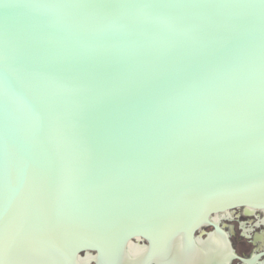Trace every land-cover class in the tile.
<instances>
[{"label": "water", "instance_id": "obj_1", "mask_svg": "<svg viewBox=\"0 0 264 264\" xmlns=\"http://www.w3.org/2000/svg\"><path fill=\"white\" fill-rule=\"evenodd\" d=\"M244 205L264 208V0H0V264L130 242L156 264Z\"/></svg>", "mask_w": 264, "mask_h": 264}, {"label": "flooded vegetation", "instance_id": "obj_2", "mask_svg": "<svg viewBox=\"0 0 264 264\" xmlns=\"http://www.w3.org/2000/svg\"><path fill=\"white\" fill-rule=\"evenodd\" d=\"M195 246L201 264H264V208L244 205L212 214L192 238H185V248ZM88 264H95L94 259Z\"/></svg>", "mask_w": 264, "mask_h": 264}, {"label": "bare ground", "instance_id": "obj_3", "mask_svg": "<svg viewBox=\"0 0 264 264\" xmlns=\"http://www.w3.org/2000/svg\"><path fill=\"white\" fill-rule=\"evenodd\" d=\"M219 218H217V220ZM222 242H224V240ZM146 254V248H141L137 244L130 242L117 264H142ZM199 258L200 253L198 252V248L196 247L190 250L185 248L184 240L179 238L173 240L163 251H157L152 255V260H154L156 264H201ZM88 260V257L82 258L75 261L73 264H86ZM99 264H111V262L106 261V263H102L101 261Z\"/></svg>", "mask_w": 264, "mask_h": 264}, {"label": "rangeland", "instance_id": "obj_4", "mask_svg": "<svg viewBox=\"0 0 264 264\" xmlns=\"http://www.w3.org/2000/svg\"><path fill=\"white\" fill-rule=\"evenodd\" d=\"M146 245V244H145Z\"/></svg>", "mask_w": 264, "mask_h": 264}]
</instances>
